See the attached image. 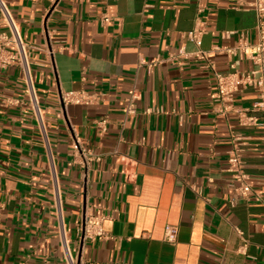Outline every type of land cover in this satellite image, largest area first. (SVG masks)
Segmentation results:
<instances>
[{
	"label": "crops",
	"instance_id": "obj_1",
	"mask_svg": "<svg viewBox=\"0 0 264 264\" xmlns=\"http://www.w3.org/2000/svg\"><path fill=\"white\" fill-rule=\"evenodd\" d=\"M4 1L32 48L48 141L29 106L4 104L26 98L20 67L0 70V264H66L54 176L81 264H264V128L240 127L213 98L215 74L230 71L214 47H234L242 34L257 42L250 0ZM198 18L200 48L188 39ZM69 91L99 100L64 108L60 93ZM133 92L137 113L126 116ZM256 101L253 90L235 96L237 108ZM236 137L247 144L248 201L226 172ZM75 139L102 155L88 171L72 163ZM86 214L104 216L112 239L81 242ZM169 227L178 228L175 244Z\"/></svg>",
	"mask_w": 264,
	"mask_h": 264
},
{
	"label": "built area",
	"instance_id": "obj_2",
	"mask_svg": "<svg viewBox=\"0 0 264 264\" xmlns=\"http://www.w3.org/2000/svg\"><path fill=\"white\" fill-rule=\"evenodd\" d=\"M61 0H50L51 6L57 5ZM256 14L257 42H249L246 34L241 35V39L234 47L215 46L213 54L227 55L230 59V71L227 73H216V85L213 98L221 104L220 114L229 116L235 114L238 117V125L242 128H264V0H250L247 3ZM0 18L7 25V31H0V70H5L13 66H19L24 75L26 98L20 100H4V104L23 106L27 105L31 109L44 137L47 139L44 110L40 104L37 89L31 70L32 48L26 44L21 32L4 0H0ZM103 24L111 22V18L105 14L101 19ZM205 33V24L198 18V23L194 31L188 34V39L199 48L202 46V37ZM232 33H225L228 38ZM196 56L201 59H208L209 54L198 51ZM174 59V58H172ZM244 60L251 61L255 68L252 71H241L240 64ZM210 67L214 69V64ZM253 90L256 93L257 101L251 108H237L235 106V96L246 91ZM99 100L97 95L89 94L85 91L61 92L59 101L66 108L71 105L86 106L95 104ZM137 96L133 92L126 102V116H135L137 113L135 102ZM151 111V110H150ZM149 111V112H150ZM108 120L97 122L102 133L107 131ZM246 143L238 137L234 138L232 148L229 151L228 168L226 172L231 176L236 184L238 200L248 201L254 196L250 177L246 171V164L243 156ZM49 147V144H48ZM72 163L80 165L86 171L89 170L93 162H99L102 155L95 154L78 139L73 142ZM55 202L58 215L61 218L60 235L62 241L63 258L66 264H81L79 258L74 254L69 238L63 224L62 197L60 193L57 177L54 176ZM237 200V201H238ZM104 216L86 214L80 226L78 237L81 242L102 241L112 239L104 230ZM237 234L242 240L239 248L241 254L246 255L249 241L244 236V232L237 229ZM178 238V228L169 227L166 230V242L175 244ZM20 264H29L22 262Z\"/></svg>",
	"mask_w": 264,
	"mask_h": 264
}]
</instances>
